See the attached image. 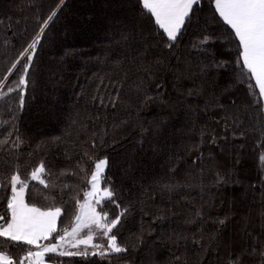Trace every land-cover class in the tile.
<instances>
[{"label": "trees", "instance_id": "obj_1", "mask_svg": "<svg viewBox=\"0 0 264 264\" xmlns=\"http://www.w3.org/2000/svg\"><path fill=\"white\" fill-rule=\"evenodd\" d=\"M53 11L15 113L23 143L8 136L11 123L0 127V178L19 171L26 202L62 209L58 237L75 222L94 163L106 158L101 187L110 183L115 195L102 207L110 219L128 209L113 230L127 250L101 257L89 245L87 256L49 253L46 263L264 264V99L240 76L238 40L214 0L194 5L171 48L139 0H0V92L8 93L0 121H12L20 53ZM41 162L48 188L30 180ZM10 195V185L0 190L9 219ZM0 248L17 262L36 250L3 237Z\"/></svg>", "mask_w": 264, "mask_h": 264}, {"label": "snow or ice", "instance_id": "obj_2", "mask_svg": "<svg viewBox=\"0 0 264 264\" xmlns=\"http://www.w3.org/2000/svg\"><path fill=\"white\" fill-rule=\"evenodd\" d=\"M60 2L62 4L63 0ZM199 2L200 0H139V4L142 5L141 15H147L149 21L154 18L155 26L158 30H162L167 37L166 47L169 48L177 41L185 26L191 24L195 15L194 5H198ZM214 11L219 14L226 25L230 26L234 38L238 40L236 46L238 49L237 63L240 65V76L246 77L248 80L250 95L254 98L264 99V0H214ZM55 16L56 11H53L43 22V27L40 28L31 44L20 53V59L24 61L21 66L22 71L19 74L16 87L9 89V93H17V103L13 110L12 121H0V127L11 123V131L8 132V136L11 137L15 133L16 140L14 143L16 147H19L23 140L18 124L15 123L18 120V115L15 113L24 108V92L28 86L27 77L33 55L45 28ZM123 38L127 39V36ZM209 39L210 37L205 36L201 43H206ZM17 64H20V60L11 65L9 72L15 70ZM146 71L151 76V70L146 69ZM253 79L254 85L251 83ZM240 82L243 83L244 80L242 79ZM256 88H258V93L255 91ZM7 97L8 93L0 92V100H5ZM118 98V96L114 98L113 103ZM257 102L259 103V100ZM261 110L264 111V105H261ZM6 143L7 138L0 141V144ZM88 158L93 159L91 156ZM260 160L264 162V155L260 157ZM107 165L108 160L106 158L99 159L94 163V170L90 177H87V183L91 190L84 192L83 202L77 201L79 211L75 216L71 230L64 229L58 237H53V234L57 233V219L60 217L62 209L60 207L41 208L34 203L26 202L25 193L29 188V181L21 179L19 171L14 172L10 178H0V190H3L6 185H10L11 191L10 198L7 200V212L10 213V219L6 215H0V237L35 246V251H27L25 258L29 264H45L44 258L48 253H55L61 257H84L90 254L87 250L89 245L94 250L99 249L98 253L93 251L91 254H98L101 257L110 253L125 252L126 246L118 243L117 234L113 230L120 224L121 218L128 213V209H123L114 219H110L108 212L102 207L105 201H112L115 195L110 183L106 187H101L102 183L105 182L104 171ZM67 174L70 173L67 170H62V176ZM46 175L51 177V174L46 172L45 164L41 162L38 167L31 171L30 180L38 181L44 188H48L49 184L43 178ZM64 187L67 188L68 185ZM164 187L171 190L174 186L165 184ZM98 207H100L99 211L97 210ZM196 215L198 216L199 212ZM84 230L87 232L81 238ZM97 235L106 238V247L102 244L93 243L94 237ZM50 238L54 239L55 242L46 245L40 243V241H47ZM80 245H85L83 251L69 250V248L79 249ZM261 255L264 256V253ZM0 264H24V261H14L6 250L0 248Z\"/></svg>", "mask_w": 264, "mask_h": 264}, {"label": "rangeland", "instance_id": "obj_3", "mask_svg": "<svg viewBox=\"0 0 264 264\" xmlns=\"http://www.w3.org/2000/svg\"><path fill=\"white\" fill-rule=\"evenodd\" d=\"M90 190H91V189L89 188L88 191H90ZM69 231H70V230H69ZM48 254H49V253H48ZM46 255H47V254H46ZM46 255H45V256H46ZM44 259H45V258H44ZM24 264H29V261H28L27 259H25ZM45 264H47L46 261H45Z\"/></svg>", "mask_w": 264, "mask_h": 264}]
</instances>
